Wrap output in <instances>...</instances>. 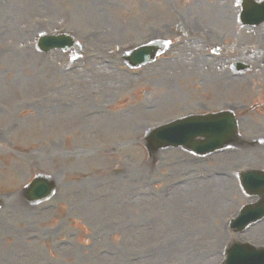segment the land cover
Returning a JSON list of instances; mask_svg holds the SVG:
<instances>
[{"label": "rangeland", "instance_id": "374dc122", "mask_svg": "<svg viewBox=\"0 0 264 264\" xmlns=\"http://www.w3.org/2000/svg\"><path fill=\"white\" fill-rule=\"evenodd\" d=\"M235 13L231 0H0V264H221L249 202L237 174L264 171V25ZM62 33L80 58L36 51ZM159 36L173 44L162 58L125 67L124 51ZM242 52L252 69L237 75ZM221 68L231 78L214 102ZM224 110L247 146L148 157L152 128ZM35 173L57 192L31 206L19 191ZM237 238L264 246V222Z\"/></svg>", "mask_w": 264, "mask_h": 264}, {"label": "water", "instance_id": "95a60500", "mask_svg": "<svg viewBox=\"0 0 264 264\" xmlns=\"http://www.w3.org/2000/svg\"><path fill=\"white\" fill-rule=\"evenodd\" d=\"M70 44H71L70 40L65 39V42L59 45L55 44L51 48L59 47V46H66ZM140 54H143V53L142 52L136 53V55H140ZM187 128H188L187 124H177L172 127L160 130L159 132L155 134V137L156 139H158V142L160 143L159 145L171 144L173 143V141L178 140L183 135L184 131H186ZM39 181H40L39 187H37V189L33 187L32 191H35L36 196L38 198H41V200H46L51 196L53 192V187L46 180H39ZM239 253H242V252L240 250L234 251L233 256L231 258V264H246L245 262L244 263L242 262V259L240 258ZM260 263L264 264V262H258V261H254L252 264H260Z\"/></svg>", "mask_w": 264, "mask_h": 264}, {"label": "bare ground", "instance_id": "6f19581e", "mask_svg": "<svg viewBox=\"0 0 264 264\" xmlns=\"http://www.w3.org/2000/svg\"><path fill=\"white\" fill-rule=\"evenodd\" d=\"M219 78H220V76H219ZM213 88L215 90L214 98L215 99H219L221 97V92L224 90L225 86L223 84H221V83H218V84L214 85ZM231 238H232V241L235 240L234 237H229V239H231Z\"/></svg>", "mask_w": 264, "mask_h": 264}]
</instances>
